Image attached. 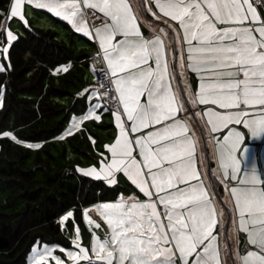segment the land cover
<instances>
[{
	"label": "snow or ice",
	"instance_id": "snow-or-ice-1",
	"mask_svg": "<svg viewBox=\"0 0 264 264\" xmlns=\"http://www.w3.org/2000/svg\"><path fill=\"white\" fill-rule=\"evenodd\" d=\"M26 4L49 10L95 40V55L105 65L104 79L84 89L95 103L73 116L60 138L80 130L85 121H100L109 110L117 133L103 145L99 167L78 166V171L108 185L123 174L145 197L121 194L115 201L84 207L90 246L82 243L74 210L66 211L59 219L62 226L71 219L73 247L41 245L38 239L31 264H229V255L231 264H264V165L258 166L246 143L250 137L264 145V0H10L7 12L0 11L4 55L18 40L10 21L18 18L29 26ZM143 13L164 20L165 26L149 21L145 35ZM169 44L173 61L179 50L181 74L190 70L199 78L195 91L186 76L184 87L192 105H205L196 115L207 126L216 179L230 196L231 248L219 238L223 209L202 179L207 161L202 152L198 155L188 119L179 115L186 109L172 85ZM5 70L0 63V71ZM54 71L67 72L68 66ZM0 136L17 140L10 131ZM102 227L103 235L97 231Z\"/></svg>",
	"mask_w": 264,
	"mask_h": 264
},
{
	"label": "trees",
	"instance_id": "trees-1",
	"mask_svg": "<svg viewBox=\"0 0 264 264\" xmlns=\"http://www.w3.org/2000/svg\"><path fill=\"white\" fill-rule=\"evenodd\" d=\"M9 4L0 0V11L7 12ZM17 37L7 55L0 52L6 69L0 71V133L10 131L17 137L0 136V264H27L35 241L53 243L65 237L59 218L66 211L74 210L75 222L81 225L84 207L116 200L128 190L78 173L73 165L79 157L66 159L71 151L86 156L94 149L84 125L60 138L71 123V112L80 111L81 98L75 94L84 67L91 68L88 54L75 56L50 29L25 26ZM59 65L68 66V71L55 72ZM93 81L96 85L94 74ZM67 96H75L70 106L58 102ZM36 143L41 146H28ZM61 156L65 163L59 162ZM71 225L70 219L67 229L73 231Z\"/></svg>",
	"mask_w": 264,
	"mask_h": 264
},
{
	"label": "rangeland",
	"instance_id": "rangeland-1",
	"mask_svg": "<svg viewBox=\"0 0 264 264\" xmlns=\"http://www.w3.org/2000/svg\"><path fill=\"white\" fill-rule=\"evenodd\" d=\"M133 2L135 3V0H133ZM147 2L152 4V3H154V0H147ZM254 2H255V0H254ZM261 11H264V6L261 7ZM25 16L28 20L29 26L45 28V29H50V30L55 31L58 34L59 39L66 42L68 44V46L73 50L75 56L78 57L81 52L83 54L87 53L88 57H90V59H91V67H94L96 69L105 68V65L101 61V59L95 55L99 50L97 42L84 33L76 32L72 28V26L67 21H65L63 18L55 16V14L51 13L47 9H39L35 6H30L27 4L25 5ZM143 16H144V19L141 20V28H142V31L144 32L145 35H148L150 32L149 23H148L149 21L151 22L152 26H155V27H164L165 26L164 20H156L154 17H151L150 13H143ZM9 26L11 27L12 31L16 33V35L21 34L23 32V28L25 27V25L18 18H13L10 21ZM169 39H171V32L169 33ZM172 47L173 46L171 44L168 45L169 54H170L169 55L170 64H171V67H172V70L174 73V78L172 79V85H173L174 90L177 91L178 94L180 95V97L184 100V107L186 109V111H182L181 113H179V115L181 118H187L188 119L189 124H190V129H191L190 135L195 134L196 133L195 129H197L198 134L201 135L202 137H205V135H207V131L204 129L203 133H201L202 131H200L199 124L196 122L194 116L190 112V110L192 108H196L199 105H195V106L192 105L191 101L188 99V93L184 87V80H185V76H186L188 83L191 84L193 91H195L198 87V84H199V78L194 73H192L190 70H186L183 75L181 74V69L179 67V50L178 49L176 50L177 59L175 61H173L171 59ZM0 63H1V61H0ZM90 69L92 70V68H90ZM90 69L87 68L86 66L83 69V77H82V80H81L80 86H79L80 91H78V93L75 94V96L77 95L76 96L77 100H78V97L81 98V100H78L79 101L78 105L80 107L79 108L80 111L79 112L72 111L71 112L72 117L73 116H80L81 114H83L88 109V107L90 106L91 103H95L94 100L90 101L89 97H88V93L84 92V89H86V88L90 89L91 86L95 85V83L93 81V74L91 73ZM61 72H64V71H61ZM75 96H67L65 98H58L57 100H58V102H60L64 105L70 106V104L75 99ZM0 98L3 99L2 96H0ZM82 103H84V104L87 103L85 108H82ZM1 107L2 106H0V108ZM184 113H186V115L188 117H186L184 115ZM198 117H200V116H198ZM70 124L66 125L65 130L70 126ZM83 125L85 126V130H86L85 132L88 133L89 143H91L93 145L91 138H94L95 144H97V142H99V144L98 145L94 144V147H93L94 149L88 151V154L86 156L82 155V154H78V152H72L70 150L71 153L67 154L66 159H67V161L69 159L75 160L77 157H79L80 159L77 160L79 162L76 163L75 165H73L75 170L84 176L90 177V176L86 175L85 173L79 172L78 166L80 168H87L90 165H96L97 167H99V165L97 163L101 159L99 153L102 151H105V149L103 148V145L105 143H111L113 141V137L117 133V128L115 126L114 117L111 114V110L104 111L102 113V118L100 121L88 120V121H85L83 123ZM59 162L65 163L64 157L61 156L59 159ZM90 178L95 179V180L105 181L103 178H95V177H90ZM116 185H118V186L123 185L125 188L128 189L127 191L121 193L126 197L131 195V194H135L140 199L145 198L143 196V194L140 193L139 190L134 185H132L131 182L128 181L125 176H123V174H120L118 176V183L117 184L110 185V186H116ZM107 201H115V200H107ZM103 202H106V201H103ZM99 203H102V202H99ZM218 208H222L225 210V211H223V216H225V219L223 220L224 221V231L221 233L219 238L221 240H226L231 245V243L233 244L234 242L228 240V236H229L228 229L230 227L229 205L226 206V205L220 204V205H218ZM90 214L93 215V217L95 219L99 220L103 224V221L100 219V217L95 212H91ZM67 223L68 222H65L64 226L61 225L63 230H64L65 237L62 239V241L53 242V243H59L63 247L71 248V247H73V245L71 244V238L74 235V230L70 231L69 229H67ZM60 224H61V222H60ZM79 227L81 230L82 243L85 246H90L91 230L87 226L84 219H83V224H81V225L79 224ZM104 230H105V228L102 227L101 229H99L97 231L101 235H103ZM217 231L220 232L219 230H217ZM245 242H246V234L242 233L241 237H240V241H239V247L241 248V250L244 249ZM42 244L43 243H41V245ZM49 244H52V243H49ZM58 254H60L59 251H58ZM31 256H32V252L30 251V253L26 256V263L27 264H31ZM229 264H231V263H229Z\"/></svg>",
	"mask_w": 264,
	"mask_h": 264
},
{
	"label": "crops",
	"instance_id": "crops-1",
	"mask_svg": "<svg viewBox=\"0 0 264 264\" xmlns=\"http://www.w3.org/2000/svg\"><path fill=\"white\" fill-rule=\"evenodd\" d=\"M204 107H205V105H199L198 107L192 108L190 110V112L194 116L196 122L200 126V131H202L201 133H203L204 129L207 131V126L204 124L201 117L196 116V113L202 112ZM217 110H220V109H217ZM184 115L186 117H188L186 115V113H184ZM195 130H196V133L193 134L192 136H194L195 138L198 139V147H199L198 155L202 152L205 156L206 161H207L208 171H207L206 175H202V179H204L206 185L209 186L210 192L215 193V195L213 196V199L217 202V206L220 204L228 206L229 204L227 203V201L230 200V196H229V193L225 192L223 185L219 182L218 179H216V176L214 174V170L216 169V161L212 157V152H213L212 148L207 144V140H206L207 135H205V137H202L201 135L198 134V130L197 129H195ZM220 134L221 133H217V135H220ZM246 143H249L250 147L253 148V150L256 154L258 166L264 165V145H262L261 141L260 140H252L250 137H246ZM199 166L201 168L204 167L203 165H199ZM219 190H220L222 202H220V200L218 199V196H217V194H219V192H218ZM223 211H225V210L223 209ZM224 219H225V216H223V220ZM217 230L220 231V225L219 224L217 226L216 231ZM221 241L227 242L226 240H221ZM231 247H232V243H231V245L229 244V248H231ZM228 261H229V263H231V255H229Z\"/></svg>",
	"mask_w": 264,
	"mask_h": 264
},
{
	"label": "built area",
	"instance_id": "built-area-1",
	"mask_svg": "<svg viewBox=\"0 0 264 264\" xmlns=\"http://www.w3.org/2000/svg\"><path fill=\"white\" fill-rule=\"evenodd\" d=\"M91 68H92V72L94 74V79H95L96 83H97L98 78L101 80L104 79V77L101 75V72L104 68H99V69L95 68V71L93 70V67H91Z\"/></svg>",
	"mask_w": 264,
	"mask_h": 264
}]
</instances>
